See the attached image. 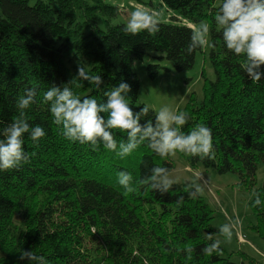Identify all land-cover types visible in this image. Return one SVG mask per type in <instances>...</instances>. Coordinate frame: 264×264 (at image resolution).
<instances>
[{
	"label": "trees",
	"instance_id": "trees-1",
	"mask_svg": "<svg viewBox=\"0 0 264 264\" xmlns=\"http://www.w3.org/2000/svg\"><path fill=\"white\" fill-rule=\"evenodd\" d=\"M161 2L191 23L206 21L209 42L215 45L209 46L215 79L202 68V98L197 100L191 92L181 110L189 116L184 132L197 125L212 130L214 159L181 154L192 167L201 164L220 174H237L238 189L253 188L249 207L256 222L250 228L264 239V180L255 188L258 164H264V77L253 83L240 67L243 57L225 48L214 23L220 2ZM117 13V6L102 0H36L33 5L28 0H0V127L18 114L16 101L24 90L35 88V102L25 110L26 116L30 125L45 131L37 144L25 135L29 163L0 171V264H28L18 259L21 250L43 255L49 264H245L230 257L233 251L243 256L241 249L227 253L221 244L222 254L200 251L210 243L206 236L218 233L212 225L213 210L202 196L188 197L186 184L177 183L161 196L140 183L152 167L171 171L169 156H158L145 143L120 158L103 145L93 150L67 140L53 122L43 102L53 84H67L76 96L103 102L106 92L126 82L131 87L126 101L138 112L147 105L138 102L134 61L157 53L155 62L146 65L154 79L162 69H191L196 52L202 50L185 53L193 29L187 24L161 21L155 35L126 36L123 23L111 24ZM68 56L85 57L86 72L102 77L99 89L76 77L78 64L68 66ZM164 60L172 66H163ZM260 70L264 72V65ZM149 109L154 122L156 112ZM113 134L118 143L127 135L120 130ZM120 171L132 175L135 192L126 193L118 184ZM254 193L261 199L256 207ZM181 195L185 199L178 207L176 198ZM16 214L20 223L14 222ZM188 246L195 249L190 256L180 251ZM249 262L263 264L253 258Z\"/></svg>",
	"mask_w": 264,
	"mask_h": 264
},
{
	"label": "clouds",
	"instance_id": "clouds-1",
	"mask_svg": "<svg viewBox=\"0 0 264 264\" xmlns=\"http://www.w3.org/2000/svg\"><path fill=\"white\" fill-rule=\"evenodd\" d=\"M160 17L161 12L156 9L138 7L131 12L122 31L126 36H135L142 32L155 35L160 31ZM214 23L219 29L225 48L232 54L243 57L240 65L242 72L253 83L260 82L264 77V72L260 70L264 65V0H220ZM209 32L207 23L201 22L194 26L185 53L190 55L197 48L214 47L209 42ZM76 77L97 89L103 84L99 74H88L80 64ZM130 91L128 83L120 82L110 92L105 93V101L99 102L92 97L76 96L67 84H53L44 92L43 102L49 106L53 122L60 126L64 138L71 142L88 144L93 150L103 145L118 157L125 158L146 143L160 157L174 156L180 152L201 160L214 159L212 130L209 127L197 125L190 132H184L183 126L189 121L188 114L174 111L168 106L160 108L154 114L153 122L149 117L148 106L134 112L126 102ZM35 97V88L25 89L16 101L18 114L11 123L0 127V171L18 169L22 164L30 162V155L23 147L25 135L33 144H37L45 136L43 127L30 125L26 116L25 110L35 102ZM142 119H145L143 124L140 123ZM113 130L125 132L126 139L118 143ZM202 179V176H197L190 182L188 197L196 198L203 191ZM117 182L126 193L136 191L132 186L133 177L128 172H118ZM140 183L163 196L179 183V177H173L167 167L157 166L152 167L149 175L141 179ZM253 195L252 206L261 205L260 195ZM184 199L183 195L176 198L178 207ZM240 224V220L236 218L219 226L218 236L208 234L206 239L210 243L200 251L207 256H212L213 253L222 254V241L219 237H224L225 243L230 242L234 229ZM180 251L190 256L195 249L188 246ZM18 259L27 260L28 264H49L43 255H36L31 250H21Z\"/></svg>",
	"mask_w": 264,
	"mask_h": 264
},
{
	"label": "rangeland",
	"instance_id": "rangeland-1",
	"mask_svg": "<svg viewBox=\"0 0 264 264\" xmlns=\"http://www.w3.org/2000/svg\"><path fill=\"white\" fill-rule=\"evenodd\" d=\"M47 1V0H45ZM92 2V0H90ZM106 3L117 6L118 13L111 19V24H125L132 11L138 7L145 9H156L161 12L160 20L162 22H181L187 25L197 26L201 22L191 23L188 20L180 17L176 11L168 10L161 0H102ZM36 0H28L29 5H33ZM220 0H216L218 4ZM177 16L179 19H173L171 16ZM98 22L102 26V17L97 15ZM182 19V20H181ZM209 39V37H208ZM154 55L151 53L145 55L142 60L134 61L132 64L133 70L138 75L140 87L138 90V102L145 103L148 107L158 112L160 108L168 106L174 111L181 112L183 106L188 100L191 92H195L197 100L202 98V81L201 70L205 71L206 76L210 80L215 79V74L209 60V46H205L202 50L197 51L194 58V64L191 69L186 71H166L160 70L156 78L151 79L146 71L148 63L155 62ZM163 66L171 67L172 64L168 60L161 62ZM66 64H80L85 66V57L73 56L67 57ZM129 103L128 101H126ZM129 106L130 103H129ZM174 163V168L171 170L173 177H179V184H189L197 176H202L201 181L203 191L199 194L209 204L213 210L212 225L218 229L222 224L228 223L229 220L238 218L241 222L237 226L232 235L230 242H223L224 237H219L222 241V246L229 253L232 250L241 249L245 252L242 256L240 252L230 254L231 259L235 261H244L245 264H250L251 258L257 259L264 264V239L250 228V225L256 222L255 215L251 212L249 201L252 198L253 188L238 189L235 184L238 181V176L235 173H218L214 168H206L201 164L190 166L184 156L177 152L174 156H169ZM264 180V164L259 163L256 171V185L260 186ZM254 188V189H255ZM14 222L20 223L18 214L14 216ZM214 236H218L215 233ZM241 237L245 242H239Z\"/></svg>",
	"mask_w": 264,
	"mask_h": 264
},
{
	"label": "crops",
	"instance_id": "crops-1",
	"mask_svg": "<svg viewBox=\"0 0 264 264\" xmlns=\"http://www.w3.org/2000/svg\"><path fill=\"white\" fill-rule=\"evenodd\" d=\"M178 19H179V18H178ZM181 20H182V19H181ZM190 26H191L192 28L194 27L193 25H190ZM238 241H239V242H242V241L245 242V240H244L242 237H241V240H240V237H239ZM244 251H245V250H244Z\"/></svg>",
	"mask_w": 264,
	"mask_h": 264
}]
</instances>
